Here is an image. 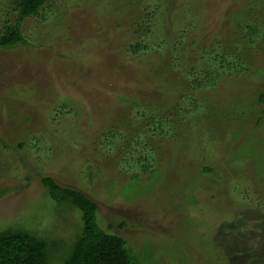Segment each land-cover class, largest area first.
Here are the masks:
<instances>
[{
  "label": "rangeland",
  "instance_id": "obj_1",
  "mask_svg": "<svg viewBox=\"0 0 264 264\" xmlns=\"http://www.w3.org/2000/svg\"><path fill=\"white\" fill-rule=\"evenodd\" d=\"M78 1H51L46 13L62 5L47 24L42 22L48 40L54 37L50 42L37 40L34 27L38 22L33 18L23 26L29 45L0 48V190L8 191L0 198V230L17 223L34 231L45 227L63 234L65 242L54 252L53 264L63 263L82 226L81 211L49 196L42 178L50 175L98 203L99 224L129 241L138 264H245L255 252L264 260V103L259 100L264 74L250 72L235 84L234 91L221 87V104L213 123L221 133L218 141L204 127L208 121L201 135L192 131L186 135L188 141L165 139L163 144L153 140L155 149L144 143L152 136L125 126L118 129V139L106 141L110 133L104 123L89 138L86 133L92 132L89 122L93 119L88 115L101 114L103 98L92 99L89 114L83 110L79 119H65L59 96L49 93L50 86L66 89L79 70L92 69L90 64L77 66L81 57L74 56L88 49L81 63L94 62L93 43L87 42L91 37H98L97 52L103 44L110 45L108 37L114 29L105 22L107 5L101 6L102 0H85L82 7L88 9L91 4L93 14L81 7L70 10ZM214 1L233 14L262 15L264 26V0ZM1 4L0 35L7 15L12 14L10 8L6 15ZM79 13L83 15L77 18ZM225 21L226 26H233L234 19ZM259 40L258 60L264 66V30ZM93 71L100 73L98 82L108 86L110 97L131 88L126 76L98 68ZM56 115L67 120L62 128L75 131L74 136L81 132L77 138L84 140L70 144L59 138L50 126ZM254 129L256 133L248 134ZM137 153H152L147 163L142 162L153 171H138L139 177L132 179L139 167ZM207 166L213 171H205ZM121 222L127 223L125 228L118 227Z\"/></svg>",
  "mask_w": 264,
  "mask_h": 264
},
{
  "label": "trees",
  "instance_id": "obj_2",
  "mask_svg": "<svg viewBox=\"0 0 264 264\" xmlns=\"http://www.w3.org/2000/svg\"><path fill=\"white\" fill-rule=\"evenodd\" d=\"M51 1L0 0L2 7L6 8L4 13L7 15L12 12L3 24L0 48L29 45L23 26L27 19L33 18L38 22L34 27L37 40L50 42L54 37L48 40V31L46 29L44 33L42 22L47 24L49 17L62 5H59L60 8L48 9L50 13H46ZM78 2L77 6L69 9L81 7L93 14L91 4L86 9L81 5L86 3L85 0ZM101 3V6L107 5L103 10L104 15H107L105 22L114 29L108 37L110 45L101 43L103 48L97 52L98 37H91V41L87 42L93 43L91 54L94 62L81 63V60H85L83 56L89 54L88 49L74 56L81 57L77 66L85 68L90 64L92 69H86L85 73L79 70V74L66 89L50 86L49 93L59 96L61 100L65 119L70 116L79 119L83 110L89 114L87 108L92 99H105L109 96L107 102L103 103V99L100 102L101 114L93 115L92 112L93 117L88 115L93 119L89 122L92 132L86 133L89 138L104 123L109 125L106 128L110 133L106 138L109 142L118 139V129L125 126L126 129L152 136L144 143L155 149L153 140H160L163 144L165 139L188 141L190 138L186 135L192 131L201 135L200 129L208 121L203 126L211 139L218 141L216 136L221 133L215 130L213 123L218 117L215 111L221 104L219 97L223 89L234 91L235 84L248 77L252 71L256 76L264 74V66L258 60L259 38L264 30L263 16L251 12L233 14L229 8L223 10L214 0H181L180 4H172L170 0H102ZM82 15L79 13L77 18ZM227 18L234 19L233 26H226ZM225 31H228L227 41L222 40ZM96 68L130 78L131 88L110 97L109 89H105L108 86H101L98 82L100 73L93 71ZM92 81L95 84L89 87L87 83L91 84ZM259 100L264 103V91L260 93ZM228 108L224 110L228 112ZM227 118L225 116V120ZM262 120L263 117L260 122ZM65 121L62 117L59 120L57 115L54 116L50 122L52 131L59 138H66L70 144L83 141V138H77L81 132L74 136L75 131L69 129L67 132L62 128L66 125ZM256 131L254 129L248 134ZM136 155L139 167L132 179L139 177L138 171H153L151 165L146 164L153 157L152 153L149 156ZM142 160L146 163L143 164ZM204 170L213 171V168L207 166ZM42 181L46 192L55 202L67 203L71 208L81 211L82 226L77 230L76 238L69 246L68 256L62 264H138L135 250L129 241L105 230L99 224V206L96 201L80 189L61 185L50 175L44 176ZM7 193V189L0 190V198ZM106 225L109 229L114 227L112 224ZM126 225V222H121L118 227L122 229ZM62 235L45 227L34 231L25 225L10 224L0 230V264H53L54 252L65 242ZM259 258L255 252L254 258L245 264H264V260Z\"/></svg>",
  "mask_w": 264,
  "mask_h": 264
}]
</instances>
